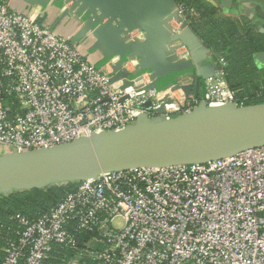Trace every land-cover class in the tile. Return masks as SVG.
I'll list each match as a JSON object with an SVG mask.
<instances>
[{"label": "built area", "instance_id": "1", "mask_svg": "<svg viewBox=\"0 0 264 264\" xmlns=\"http://www.w3.org/2000/svg\"><path fill=\"white\" fill-rule=\"evenodd\" d=\"M32 6L20 13L0 0V155L117 132L141 113L237 104L221 57L198 99L183 88L189 74L158 87L141 57L92 63L70 36L41 23L42 5ZM176 10L171 25L179 30L184 10ZM18 223L0 264H49L57 246L74 252L62 264H264V144L203 162L102 171ZM84 233L92 237L82 240Z\"/></svg>", "mask_w": 264, "mask_h": 264}, {"label": "water", "instance_id": "2", "mask_svg": "<svg viewBox=\"0 0 264 264\" xmlns=\"http://www.w3.org/2000/svg\"><path fill=\"white\" fill-rule=\"evenodd\" d=\"M47 1L49 0H32V4L36 2L45 7L44 3ZM78 2L80 0H77ZM102 2L108 7L119 8L109 12L105 6H98L102 15L103 11L107 10L110 15H117L120 18L115 20V24L104 26L110 31L107 40L114 49L112 52L119 54L114 56H118L120 60L128 55L141 57L142 67L152 71L155 77L156 82L153 83H157L158 87L165 85L161 83L167 77L165 62L166 59L171 60L172 56L169 57L164 48L165 58L163 57L162 44L176 38L182 40V36L165 35L166 29L164 30L160 23L159 30L145 25L138 9L143 3L136 0ZM230 2L231 0H220V4L225 6ZM171 3L174 1L171 0ZM188 15L189 12L186 13V17ZM43 16L44 14L38 19L41 20ZM94 16L96 20L89 19L77 33L76 39L84 30L94 28L96 22L101 21L97 13ZM135 28L144 32L143 39H129L128 33ZM187 29L185 21L183 30ZM74 38L71 37L72 40H75ZM173 64L175 68L172 71H194L196 96L199 84L204 83L215 72L211 62L197 65L188 60ZM116 76L125 77L127 73L119 71ZM186 86L183 88L191 91L190 87ZM143 107H149V103H145ZM156 111L162 113L163 104ZM255 122H259L260 126H255ZM190 130L193 133L189 135ZM170 134L178 138L189 135L193 140L190 144L171 145L167 140ZM263 144L264 103L236 108L233 103L210 107L201 101L193 110L177 115L171 120L154 121L145 113H141L133 125H128L117 132H102L50 148L2 154L0 192L9 191L11 187L14 189L43 187L52 183L74 182L95 177L100 172L111 169L203 162Z\"/></svg>", "mask_w": 264, "mask_h": 264}, {"label": "crops", "instance_id": "3", "mask_svg": "<svg viewBox=\"0 0 264 264\" xmlns=\"http://www.w3.org/2000/svg\"><path fill=\"white\" fill-rule=\"evenodd\" d=\"M208 1L214 4L223 15L228 16L235 21L246 20V22L253 27V30L260 34H264V0H231L228 6L221 5L220 0ZM8 2L14 10L20 13H29L33 10L32 0H8ZM136 2L141 4L143 3V6L139 5L138 9L142 15V21L145 25L157 28L158 30L162 25L164 27V30H167H165V35L180 34L182 36V40L176 38V40L174 39L170 42L162 44L161 52L164 58V48H166L169 57L171 56L168 49L172 46L174 50H172L173 52L171 60L166 59L164 69L167 72V77L161 83L166 84L174 81L176 78L182 75L189 74L191 77V83L187 86L185 84V86L190 87L193 95L200 99L205 89V81L204 83L199 84L198 94L196 96L194 94V71H172V69L175 68V65L173 63H182L188 60H192L197 65L211 62L215 67L217 60L221 57L224 59L225 66V54L227 53V49L224 48L222 51H217L206 46V44L190 28L186 17L187 12H184V19L188 26L187 31L183 30L182 25L180 26L179 30H175L171 25V22H176L178 19V12L176 10L177 4L175 3V1L174 3H171V0H136ZM44 5V16L41 19V23L52 29L57 34L75 37V42L80 47L82 54L89 61L96 65L102 66L111 57H114V55H119L118 53L112 52V50L114 49L111 46V43L107 40L108 35H110V31L108 28L106 29L104 27L106 26V24L111 26L112 24H115V20L120 19L117 15H110L109 13L110 11L118 10L119 8L108 7L106 6V4H104V2H102V0H80V2L78 3L77 0H49L44 3ZM100 5L105 6L109 12L107 10H104L101 21L96 22L94 28L84 30L76 39L77 33H79L80 29L89 19L94 18L96 20L94 14L99 11L100 7L98 6ZM158 23H160L161 25H159ZM164 23H166V25ZM133 30L141 31L138 28H135ZM141 33L144 35L143 31H141ZM140 39H143V36ZM183 48L186 50L189 56L186 57L184 55V58H175L176 55H179V51ZM253 59L255 66L258 68L260 78H264V49L254 52ZM197 106L198 103H195L192 106L191 110H193V108ZM233 106L237 108L245 105H238L233 103ZM183 113L186 112L184 111L179 113H172L167 115L166 117H152L150 119H153L154 121L157 119L171 120L177 115ZM134 123L135 120L132 121L129 126L133 125ZM196 130L198 131V129ZM192 133L193 131L190 130L189 135ZM189 135L185 138H178L175 135L170 134L168 135L167 140L169 144L191 142L193 138Z\"/></svg>", "mask_w": 264, "mask_h": 264}, {"label": "trees", "instance_id": "4", "mask_svg": "<svg viewBox=\"0 0 264 264\" xmlns=\"http://www.w3.org/2000/svg\"><path fill=\"white\" fill-rule=\"evenodd\" d=\"M174 1L185 13L189 12L188 24L206 46L217 51L227 49L224 77L229 88L235 91L237 104L264 103V78H260L253 59L254 52L264 49V34L253 30L246 20L235 21L223 15L208 0ZM76 185L77 181L52 183L43 187L0 192V260L4 256L1 248L6 245L7 239H15L16 231L21 228L19 216L36 219L59 202L67 192L74 190ZM91 237V233H84L82 240ZM73 254L72 250L57 246L51 252L48 262L62 264L63 258Z\"/></svg>", "mask_w": 264, "mask_h": 264}, {"label": "bare ground", "instance_id": "5", "mask_svg": "<svg viewBox=\"0 0 264 264\" xmlns=\"http://www.w3.org/2000/svg\"><path fill=\"white\" fill-rule=\"evenodd\" d=\"M97 17H98L99 19H102V14H101V12H99V11L97 12ZM255 126H260L259 122H258V123L255 122ZM190 143H192V142L172 143L171 145L190 144Z\"/></svg>", "mask_w": 264, "mask_h": 264}, {"label": "rangeland", "instance_id": "6", "mask_svg": "<svg viewBox=\"0 0 264 264\" xmlns=\"http://www.w3.org/2000/svg\"><path fill=\"white\" fill-rule=\"evenodd\" d=\"M100 20H101V19H100ZM74 182H76V181H74ZM9 185H11V184L9 183ZM11 189H14V187H11ZM11 189H10V190H11ZM15 189H16V188H15ZM5 191H8V190H5Z\"/></svg>", "mask_w": 264, "mask_h": 264}]
</instances>
